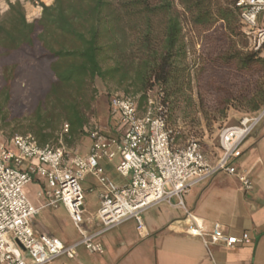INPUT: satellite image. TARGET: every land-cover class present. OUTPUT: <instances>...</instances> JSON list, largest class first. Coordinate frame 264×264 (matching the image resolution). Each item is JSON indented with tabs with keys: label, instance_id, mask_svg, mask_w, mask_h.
<instances>
[{
	"label": "trees",
	"instance_id": "obj_1",
	"mask_svg": "<svg viewBox=\"0 0 264 264\" xmlns=\"http://www.w3.org/2000/svg\"><path fill=\"white\" fill-rule=\"evenodd\" d=\"M236 4L237 0H54L52 5L41 2L36 5L40 8H30L27 16L21 2H9L8 11L0 15V124L25 123L41 145L63 139L72 147L81 136L90 139L98 124L90 122L88 114L98 93L96 82L101 81L122 88L123 95L138 97L141 111L150 91L162 92L177 144L175 112L181 104L192 105L184 19L208 52L200 73L212 68L217 80L208 87L218 94L222 112L232 105L246 114L259 113L264 109V53L249 50ZM40 10V18L29 22ZM226 75L241 82L232 84ZM17 103L23 108L13 117Z\"/></svg>",
	"mask_w": 264,
	"mask_h": 264
},
{
	"label": "built area",
	"instance_id": "obj_2",
	"mask_svg": "<svg viewBox=\"0 0 264 264\" xmlns=\"http://www.w3.org/2000/svg\"><path fill=\"white\" fill-rule=\"evenodd\" d=\"M248 48L264 53V0H237ZM159 90L148 93L144 110L138 97L113 93L109 118L116 135H107L96 124L90 132V150L86 156L59 144L41 145L32 134L17 135L0 144V264H50L59 259L75 260L80 249L90 254H104L100 238L109 231L134 221L137 231H145L143 215L149 209L166 204L179 208L185 218L171 225L173 230L199 238L206 247L223 245L235 248L250 244L251 236L226 234L220 224L207 229L185 205L184 197L193 187L226 173L235 177L247 193L254 181L238 163L247 141L264 120V109L255 115H244L238 124L227 126L219 134L220 156L212 161L196 140L178 146L168 125V108ZM68 125L64 133H68ZM116 173L127 182L118 184L106 175L102 162L113 164ZM88 175L100 185V207L96 221L101 230L89 233L85 228V193L83 181ZM35 180L44 182L39 197L45 207L63 206L81 239L71 245L46 235H38L33 219L35 208L26 194ZM175 225V227H174Z\"/></svg>",
	"mask_w": 264,
	"mask_h": 264
},
{
	"label": "crops",
	"instance_id": "obj_3",
	"mask_svg": "<svg viewBox=\"0 0 264 264\" xmlns=\"http://www.w3.org/2000/svg\"><path fill=\"white\" fill-rule=\"evenodd\" d=\"M111 123L114 127L112 120ZM113 135H116L115 129ZM260 136L254 135L247 141L238 163L253 179V192H245L237 178L221 173L214 179L193 187L184 197L187 209L202 220L207 229L218 223L226 234L240 237L243 233H248L252 239L250 244H240L235 248L223 245L206 247L199 238L188 236L178 229L173 230L171 225L183 220L185 213L179 208L162 204L144 213L143 233L137 231L134 221H129L102 236L99 240L105 247L104 254H90L83 250L75 260L63 258L50 264H264V155L257 149V143L264 140V129ZM106 175L118 184L127 182L118 174H110L107 170ZM88 177L98 182L95 176ZM30 185L38 187L36 194L39 197L44 189V182L35 180ZM29 186L26 189L27 196L30 194ZM98 192L100 194V187ZM39 198L40 202L31 203L41 212L49 207H45V197ZM101 228L95 219L85 229L92 234ZM34 231L38 235L59 239L66 245L81 239L79 235L77 239L62 240L49 234L48 230Z\"/></svg>",
	"mask_w": 264,
	"mask_h": 264
},
{
	"label": "rangeland",
	"instance_id": "obj_4",
	"mask_svg": "<svg viewBox=\"0 0 264 264\" xmlns=\"http://www.w3.org/2000/svg\"><path fill=\"white\" fill-rule=\"evenodd\" d=\"M18 1L21 2L25 7L27 16L28 10L30 8H40L39 6H36L39 3L43 2L47 5H52L54 2V0H34L36 3L34 6L32 3L33 0H0V15L2 16L8 11L9 2L15 3ZM40 16L41 10L40 14L36 18H27L29 22H33L39 19ZM184 37L189 51L187 63L192 78V84L191 88L188 90V96L192 98V105L185 107L181 104V107L175 112V121L172 123V126L179 135L177 141L178 146H184L189 141L196 140L201 144L203 151L208 156V158H210L212 161H215L220 156V132L227 126L238 124L240 119L246 115V112L237 110L232 105L227 107L225 113L222 112V107L217 103L218 94L208 87V84H211V82L217 80L216 76L213 75L212 68H208V70L206 69L205 73H200L204 65V56H206L208 52L205 51L199 36L185 19ZM1 76L2 69L0 68V78ZM223 77L232 84L241 82L235 80V78L229 77L228 75ZM225 79L223 81H225ZM21 84L22 87L26 89L27 83L22 81ZM96 88L98 93L88 116L90 122H96L102 125L105 128L106 134L112 136L114 127L109 118V95L113 93H122L123 89L117 87L113 83H103L101 81L96 82ZM201 103H203L202 106ZM28 105V101L25 100V106ZM22 108L23 105H20L19 103L15 104L12 108L13 117L17 115L19 116ZM27 109H23V112H27ZM11 124V126L0 124V144L9 143V141L17 135L31 134L26 131L25 123H19V127L15 125V122H12ZM263 129L264 120L251 137L254 135L260 136V133ZM60 141L68 149L78 151L81 156H86L90 150L91 142L88 136H81L80 138H77L75 144L72 147L67 146L63 139H60ZM257 144V149H259L261 155H264V140H261ZM119 162L120 158H117L113 164L102 162V166L110 174H117L115 171V166ZM82 186L85 193V211L83 214L84 224L82 225V228H86L88 225H92L95 222L96 214L100 207L98 192L100 185L96 179L87 176L86 181L82 183ZM29 188L30 194L28 199L31 200L30 202L33 204L40 202L41 200L36 194L38 187L36 185H30ZM90 188H92V190ZM33 228L37 231L48 230L49 234L57 236L62 240L77 239L80 235L78 229L71 221L67 210L63 206H60L57 209H43L40 214L34 217ZM83 250L85 249H80L81 252H83Z\"/></svg>",
	"mask_w": 264,
	"mask_h": 264
}]
</instances>
